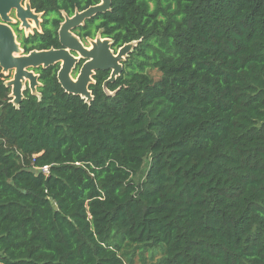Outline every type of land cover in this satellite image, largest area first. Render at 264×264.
Masks as SVG:
<instances>
[{
  "label": "trees",
  "instance_id": "1",
  "mask_svg": "<svg viewBox=\"0 0 264 264\" xmlns=\"http://www.w3.org/2000/svg\"><path fill=\"white\" fill-rule=\"evenodd\" d=\"M98 28L141 41L114 96L50 68L17 109L0 68V264H264V0H112Z\"/></svg>",
  "mask_w": 264,
  "mask_h": 264
},
{
  "label": "water",
  "instance_id": "2",
  "mask_svg": "<svg viewBox=\"0 0 264 264\" xmlns=\"http://www.w3.org/2000/svg\"><path fill=\"white\" fill-rule=\"evenodd\" d=\"M23 1L0 0V68L5 77H9L13 73V78L5 83V86L11 90V103L19 109L25 99L24 92L27 82L31 94L41 98V94L37 92V88L40 86L39 76L30 69H47L58 63H61L58 81L66 94L80 97L87 104H91L94 98L89 86L95 83L92 79L95 72L112 70L104 90L108 96H114L116 93L109 92L107 85L121 76L124 69L123 63L127 61L141 41L125 44L115 56L110 49L111 41H101L98 37L96 42L92 41L93 49L87 51L80 40L71 33L73 28L84 24L86 20L111 11L112 0H101V4L91 7L83 13H76L72 19L66 17V22L60 30V38L61 44L68 50L52 49L33 51L29 54H24L11 24L19 23L21 30H28L31 28L29 21H34L39 28L41 15H37L31 10L30 0L25 1V8L22 6ZM12 13L15 14L16 20L10 17ZM69 50L76 51L82 58L89 60L83 65L76 80L72 78L71 72L79 60L71 55Z\"/></svg>",
  "mask_w": 264,
  "mask_h": 264
},
{
  "label": "flooded vegetation",
  "instance_id": "3",
  "mask_svg": "<svg viewBox=\"0 0 264 264\" xmlns=\"http://www.w3.org/2000/svg\"><path fill=\"white\" fill-rule=\"evenodd\" d=\"M25 1L26 0H24L22 2V6L24 8H25ZM57 1H59L60 4L65 5L66 7H65V9L58 10L57 14H54V13H49L48 10H41L39 8H36L34 6L35 0H30L31 10H33L35 12V14L41 15L39 18L40 19L39 28L36 26L34 21H29L31 28L28 30H26V29L21 30L19 23L11 24V27L13 28V31L15 32V34L17 36V41L20 43L21 48L24 50V54H29L33 51H45V50H52V49L53 50H62V49L68 50L67 48H65L61 44V38H60V30H61L62 25L66 22V17L72 19L75 17L76 13H83L84 11L88 10L91 7H94V6L101 4V0H99L95 4H90V1H93V0H57ZM111 9H112V7H111ZM102 15H104V14H98L95 17H92L91 19L86 20L84 22V24H80L76 28H73L71 30V33L80 40L81 44L85 47V49H87V51H91L93 49L92 41L96 42L98 37H100L101 41L109 40V41H111L110 49L113 52V54L115 56H117L119 53V50L123 46L118 47L116 45V42L112 38H109L105 35L104 28H98V25L101 22ZM10 17L13 20H16L14 13L10 14ZM56 23H57V28L55 27ZM50 31L53 35L52 39L55 40L54 45L50 46L49 49H44V50H38V49L27 50L26 46L31 47L32 41L34 43H36L39 41L43 42L45 40H48L47 38L51 37L50 36L51 34L48 35V33ZM70 54L79 60L71 72L72 78L74 80H76L78 75L80 74V71H81L83 65L89 60L82 58L80 56V54L76 51H70ZM132 54H130L129 58L132 56ZM129 58L127 59V61L129 60ZM127 61L125 63H123L124 68H125ZM50 68L56 69V78L58 81V72L61 68V63H58V64L51 66L47 69H43V68H38V69H34V70L30 69V71H33L35 73V75L39 76L38 81H39L40 86L37 88V92L39 94H41L40 90L44 86V84H43L44 73L46 71H48ZM123 72H124V69H123ZM123 72H122V74H123ZM111 73H112V70L96 71L95 72V75L92 77V79L94 80L95 83L91 84L89 86V90L92 92V95H93V91H92L91 87L96 86L98 83V80L100 78H104L105 76H107V78L102 83V89L104 90L105 83L110 79ZM122 74H121V76H122ZM120 77H118L113 83H109L107 85V89H109L110 85L115 84ZM12 78H13V73H11L9 75V77H5V83L7 81H10ZM58 83H59V81H58ZM59 85H60V83H59ZM60 87H61V85H60ZM26 94H31V90L29 89V83L28 82L26 83V90L24 92L25 99H26ZM35 97H37V96H35ZM93 98H94V95H93ZM93 101H94V99H93Z\"/></svg>",
  "mask_w": 264,
  "mask_h": 264
},
{
  "label": "built area",
  "instance_id": "4",
  "mask_svg": "<svg viewBox=\"0 0 264 264\" xmlns=\"http://www.w3.org/2000/svg\"><path fill=\"white\" fill-rule=\"evenodd\" d=\"M45 173H48L49 169L48 168H44L43 169Z\"/></svg>",
  "mask_w": 264,
  "mask_h": 264
}]
</instances>
